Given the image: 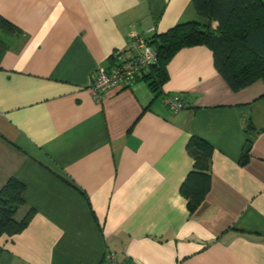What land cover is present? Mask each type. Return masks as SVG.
Listing matches in <instances>:
<instances>
[{"label": "crops", "instance_id": "obj_1", "mask_svg": "<svg viewBox=\"0 0 264 264\" xmlns=\"http://www.w3.org/2000/svg\"><path fill=\"white\" fill-rule=\"evenodd\" d=\"M0 16L16 27L0 29V187L24 184L16 219L34 210L0 237V264H104L109 253L125 264H264V81L232 91L196 45L167 63L158 95L143 80L100 101L90 91L134 34L196 19L191 0H0ZM170 95L184 103L177 112ZM191 135L213 152L209 190L189 213L179 187Z\"/></svg>", "mask_w": 264, "mask_h": 264}, {"label": "trees", "instance_id": "obj_2", "mask_svg": "<svg viewBox=\"0 0 264 264\" xmlns=\"http://www.w3.org/2000/svg\"><path fill=\"white\" fill-rule=\"evenodd\" d=\"M191 4L196 19L178 22L167 31L146 38L156 51V61L135 81L143 80L152 92L160 94L162 84L168 79L167 63L181 48L196 45H204L211 51L215 70L232 91L258 79L264 81V0H191ZM0 29L12 32L16 27L0 16ZM114 61L111 54L108 68ZM245 130L255 128L249 123ZM185 150L193 162L179 192L192 213L209 190L213 147L207 140L191 135ZM250 150L247 139L240 165L246 164ZM24 189V184L14 178L0 187V237L20 233L31 220L32 208L21 219L15 218L18 208L25 205Z\"/></svg>", "mask_w": 264, "mask_h": 264}, {"label": "built area", "instance_id": "obj_3", "mask_svg": "<svg viewBox=\"0 0 264 264\" xmlns=\"http://www.w3.org/2000/svg\"><path fill=\"white\" fill-rule=\"evenodd\" d=\"M114 64L106 69L99 68L90 83V91L96 101H100L108 89L129 87L136 78L147 71L156 61L155 49L147 43L146 37L134 34L125 50L114 51ZM172 112L180 110L184 103L177 96H167L165 99ZM104 264H125L116 260L113 254L105 257Z\"/></svg>", "mask_w": 264, "mask_h": 264}]
</instances>
